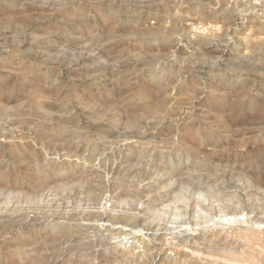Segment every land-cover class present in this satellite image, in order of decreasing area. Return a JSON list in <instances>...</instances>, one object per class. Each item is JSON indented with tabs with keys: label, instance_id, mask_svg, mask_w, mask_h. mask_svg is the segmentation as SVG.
Wrapping results in <instances>:
<instances>
[{
	"label": "rangeland",
	"instance_id": "obj_1",
	"mask_svg": "<svg viewBox=\"0 0 264 264\" xmlns=\"http://www.w3.org/2000/svg\"><path fill=\"white\" fill-rule=\"evenodd\" d=\"M0 264H264V0H0Z\"/></svg>",
	"mask_w": 264,
	"mask_h": 264
}]
</instances>
